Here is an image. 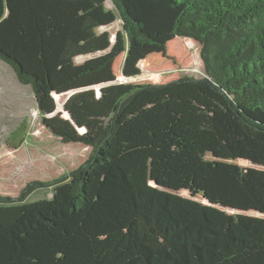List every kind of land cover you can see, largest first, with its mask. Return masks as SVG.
<instances>
[{
	"label": "trees",
	"instance_id": "trees-1",
	"mask_svg": "<svg viewBox=\"0 0 264 264\" xmlns=\"http://www.w3.org/2000/svg\"><path fill=\"white\" fill-rule=\"evenodd\" d=\"M110 1L108 9L105 0H5L0 60L44 104L101 73L127 41L142 48L190 39L200 47L204 76L126 91L93 137L90 126L98 119L86 127L78 122V134L91 146L83 163L53 180L28 183L17 198L0 195V264H264V235L251 239L229 224L219 206L227 203L218 198L225 192L232 205L244 206L249 197L242 187L250 178L227 165L230 184L205 180L206 191L195 178L212 173L193 156L207 150L229 155L200 124L209 110L233 152L258 160L264 138V0ZM118 19L122 31L113 41L109 27ZM168 92L179 100H157ZM71 117L64 112L63 118ZM143 141L151 148L176 146L191 155L193 167L172 161L178 153L163 155L159 169L167 181L153 172L152 185L145 171L132 168L131 158L125 160L128 152L146 147H140ZM176 165L183 171L174 173ZM173 174H180L179 183ZM39 187H49L51 197L25 201ZM182 188L191 194L176 192Z\"/></svg>",
	"mask_w": 264,
	"mask_h": 264
},
{
	"label": "rangeland",
	"instance_id": "rangeland-1",
	"mask_svg": "<svg viewBox=\"0 0 264 264\" xmlns=\"http://www.w3.org/2000/svg\"><path fill=\"white\" fill-rule=\"evenodd\" d=\"M105 5L108 9L112 8L110 0H105ZM5 15V0H0V20ZM109 30L114 41L117 31H122L121 21L116 20ZM117 75L121 79L112 81ZM184 76H204L200 47L194 41L175 38L165 46L146 45L142 48L133 47L127 41L125 49L101 73L56 92L58 96L51 95L44 104L37 102L30 86L19 83L13 70L0 60V195L17 198L28 183L53 180L77 168L91 152V146L84 141L87 137L78 134V122L86 127L87 122L98 119L94 128L90 126L89 135L93 137L97 129L110 122L119 103L117 100L123 93L138 87L165 84ZM96 86L101 90L100 95ZM168 93L170 94L161 95L157 100H179L178 97L172 96L171 92ZM153 105L154 102H151L147 107L152 108ZM64 112L72 115L70 120L63 118ZM200 124L204 129L213 131L219 139V144H223L229 155L215 157L208 150L204 155L194 154L193 156L202 161V167L210 169L212 173L203 180L202 176L195 179L203 183L206 191H210L205 187V180L213 184L217 182L218 187L223 182L230 184L225 174V171H229L227 165H233L232 169H238L240 173L248 175L249 183L242 187L243 196L249 197L246 204L232 205L231 198L225 192V198L221 194L218 198L227 203L220 202L219 206L228 214L229 224L240 227L251 239L263 236L264 138L255 163L238 157L233 152L227 139L219 135L212 111L207 110V117L201 120ZM148 145L152 147L147 141L141 142L140 147H146L136 152H128L125 160L131 158L135 164L132 168L145 171L154 186L156 182L152 177L153 172L164 182L167 181L164 176L168 178V174L159 169V160L163 159V155L178 153L172 157V161H178L184 167H193L191 155L181 153L182 150L172 144L153 148L147 147ZM171 167L178 168L177 165ZM181 171L183 169L178 168L174 173ZM170 176L179 183L180 174ZM237 179L241 181V178ZM231 188L237 191L236 186ZM177 190L176 192L182 195L191 194L188 188ZM239 192L241 194V189ZM202 193L203 190L198 196ZM50 197L49 187H39L31 191L25 201Z\"/></svg>",
	"mask_w": 264,
	"mask_h": 264
},
{
	"label": "water",
	"instance_id": "water-1",
	"mask_svg": "<svg viewBox=\"0 0 264 264\" xmlns=\"http://www.w3.org/2000/svg\"><path fill=\"white\" fill-rule=\"evenodd\" d=\"M5 10H6V15L8 14V9H7V7H5ZM203 202H205V203H207V204H210L209 202H206V201H203Z\"/></svg>",
	"mask_w": 264,
	"mask_h": 264
}]
</instances>
